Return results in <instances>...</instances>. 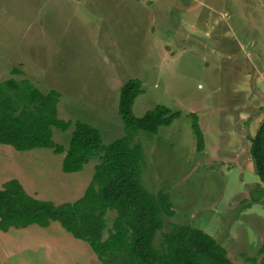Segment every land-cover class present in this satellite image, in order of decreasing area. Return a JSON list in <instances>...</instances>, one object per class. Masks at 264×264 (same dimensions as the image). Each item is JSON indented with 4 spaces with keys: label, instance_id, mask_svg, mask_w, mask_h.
<instances>
[{
    "label": "rangeland",
    "instance_id": "1",
    "mask_svg": "<svg viewBox=\"0 0 264 264\" xmlns=\"http://www.w3.org/2000/svg\"><path fill=\"white\" fill-rule=\"evenodd\" d=\"M8 78L59 92L57 114L70 126L52 127V138L63 146L77 121L97 128L105 144L124 136L120 89L140 79L136 117L158 104L180 113L134 138L143 148L140 182L151 193L167 192L174 209L162 231L200 228L234 263L260 264L264 183L249 147L264 118V0H0V82ZM62 157L0 144V187L15 178L36 198L74 201L97 158L64 173ZM0 264L102 263L52 221L0 230Z\"/></svg>",
    "mask_w": 264,
    "mask_h": 264
},
{
    "label": "trees",
    "instance_id": "2",
    "mask_svg": "<svg viewBox=\"0 0 264 264\" xmlns=\"http://www.w3.org/2000/svg\"><path fill=\"white\" fill-rule=\"evenodd\" d=\"M141 91L138 78L127 80L120 89L118 113L126 128L124 136L105 144L97 128L77 121L68 145L63 146L52 138V127L64 131L70 126L57 114L59 92H42L28 79L1 81L0 144L17 151L51 149L63 155L64 173L81 171L93 158L97 163L83 194L74 201L39 199L18 179L4 182L0 187V230L33 224L47 227L55 221L73 237L87 242L102 264H236L227 250L200 228L173 224L162 231L164 216L174 215V209L167 192L151 193L140 182L143 148L134 138L139 131L157 132L180 113L158 104L136 117L132 107ZM191 115L201 150L202 135L195 115ZM250 140V158L264 183V118ZM109 210L115 213L107 226ZM158 232L161 241L155 245ZM260 264H264V256Z\"/></svg>",
    "mask_w": 264,
    "mask_h": 264
},
{
    "label": "crops",
    "instance_id": "3",
    "mask_svg": "<svg viewBox=\"0 0 264 264\" xmlns=\"http://www.w3.org/2000/svg\"><path fill=\"white\" fill-rule=\"evenodd\" d=\"M11 229H12V228H11ZM9 230H10V229H9ZM9 230H8V231H9ZM3 232H4V231H3ZM6 232H7V231H6Z\"/></svg>",
    "mask_w": 264,
    "mask_h": 264
}]
</instances>
